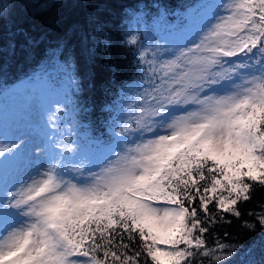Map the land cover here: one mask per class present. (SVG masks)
I'll return each mask as SVG.
<instances>
[{"label": "snow or ice", "instance_id": "snow-or-ice-1", "mask_svg": "<svg viewBox=\"0 0 264 264\" xmlns=\"http://www.w3.org/2000/svg\"><path fill=\"white\" fill-rule=\"evenodd\" d=\"M186 19L163 43L129 30L137 74L105 106L106 134H79L70 64L62 91L23 85L47 119L0 142V264L233 255L207 237L264 191V0H200Z\"/></svg>", "mask_w": 264, "mask_h": 264}, {"label": "trees", "instance_id": "trees-1", "mask_svg": "<svg viewBox=\"0 0 264 264\" xmlns=\"http://www.w3.org/2000/svg\"><path fill=\"white\" fill-rule=\"evenodd\" d=\"M195 1L0 0V93L53 56L62 66L70 64L77 81L71 99L84 109L76 117L79 128L91 138L106 134L105 106L117 101L121 86L137 74V56L124 39L130 29L144 36L127 20V11H143L151 20H173ZM262 203L264 191H257L240 205L241 217L227 216L208 234L210 246H231L233 255L225 264H264V226L256 220Z\"/></svg>", "mask_w": 264, "mask_h": 264}, {"label": "rangeland", "instance_id": "rangeland-1", "mask_svg": "<svg viewBox=\"0 0 264 264\" xmlns=\"http://www.w3.org/2000/svg\"><path fill=\"white\" fill-rule=\"evenodd\" d=\"M200 0H196L189 5L183 12V15H178L173 20L160 21L159 18L154 20L146 19L143 11L130 9L127 11V17L132 25L145 33L147 31L160 43V37L166 35L172 26L182 25L187 23L186 14L189 9ZM165 18V17H164ZM142 39L144 36L141 37ZM47 63H42L36 69L22 78L9 84L0 93V142L7 139H12L18 135L21 130L31 131L36 126H43L47 119V113L42 112L37 106L30 91L23 87L27 84L30 78H43L47 82V86L51 91H62L66 84V76L62 69V65L53 56L48 58ZM63 70V69H62ZM66 119V117H64ZM79 134L87 136L85 128H79ZM75 138V137H74Z\"/></svg>", "mask_w": 264, "mask_h": 264}]
</instances>
